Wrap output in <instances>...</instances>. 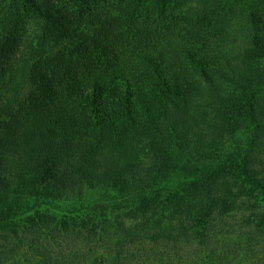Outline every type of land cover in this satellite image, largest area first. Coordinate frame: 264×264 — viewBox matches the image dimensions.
Here are the masks:
<instances>
[{"label":"trees","instance_id":"trees-1","mask_svg":"<svg viewBox=\"0 0 264 264\" xmlns=\"http://www.w3.org/2000/svg\"><path fill=\"white\" fill-rule=\"evenodd\" d=\"M61 111L90 147H48ZM98 188L136 203L120 241L148 237L162 194L179 217L152 240L199 245L264 189V0H0V222L42 206L89 221L49 230L89 235L82 203L60 200Z\"/></svg>","mask_w":264,"mask_h":264},{"label":"rangeland","instance_id":"rangeland-1","mask_svg":"<svg viewBox=\"0 0 264 264\" xmlns=\"http://www.w3.org/2000/svg\"><path fill=\"white\" fill-rule=\"evenodd\" d=\"M133 95L132 102L139 104L137 94L133 92ZM101 108H96L94 113L109 123L106 119L110 114L109 106ZM160 115L159 111H154L155 119ZM82 117L80 114L75 116L78 122ZM50 119L56 123L55 127L52 126L53 121L49 120L43 126L49 134L59 138L49 140L54 145L48 147L80 152L91 146L80 139L75 141L71 138L75 128L68 124L70 118L63 111L51 115ZM90 121L94 123L92 117ZM81 128L82 125L77 124L76 129ZM36 131L37 127L31 132ZM13 138L12 146L16 140L14 133ZM37 140H32L30 149L35 151V157L40 158L47 154L43 146L36 143ZM60 182L70 195L77 190L69 178H61ZM79 191V196L66 201L61 199L60 202H72L75 207L82 203V211L92 219L88 224L92 230L89 235L85 232L71 234L69 231L49 230L59 222H70L72 225L75 221L79 225L89 221L86 218H66L50 209L32 205L34 207H27L28 213L22 217H3L0 222V264H49L50 258L54 261L63 255L68 258L64 262L66 264H102L105 258L106 264H264V223H260V215L264 212V189L256 190L247 199V204L232 209L227 216H215L212 225L205 228L204 242L200 245L190 235L152 240L154 231L170 229L172 232L179 217L174 208L170 213L171 206L163 204L162 194L155 198L157 207L153 208L156 214L145 229L148 237L123 242L119 240V225L129 226L132 219L126 214L136 208V203L126 196H114L103 188ZM172 234L176 235V232Z\"/></svg>","mask_w":264,"mask_h":264}]
</instances>
